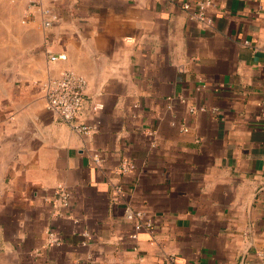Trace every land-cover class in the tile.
Here are the masks:
<instances>
[{
  "label": "crops",
  "instance_id": "crops-1",
  "mask_svg": "<svg viewBox=\"0 0 264 264\" xmlns=\"http://www.w3.org/2000/svg\"><path fill=\"white\" fill-rule=\"evenodd\" d=\"M42 1L46 31L0 0V264H264V0ZM65 69L86 134L46 107Z\"/></svg>",
  "mask_w": 264,
  "mask_h": 264
},
{
  "label": "built area",
  "instance_id": "built-area-1",
  "mask_svg": "<svg viewBox=\"0 0 264 264\" xmlns=\"http://www.w3.org/2000/svg\"><path fill=\"white\" fill-rule=\"evenodd\" d=\"M212 5L211 0H198L194 3L185 2L182 7L189 12L191 19L202 21L206 24L210 20L206 16L207 9ZM37 16L39 26L43 31L50 29L58 20L59 15L51 7L45 5L42 0H26L25 14L22 22ZM51 60L65 59V54H51L47 51ZM47 109L58 115L60 119L69 125L71 129L79 133H88L95 129L94 125H87L80 121L83 97L87 88V80L80 73L65 69L53 78L42 82ZM93 109H98V104H93ZM192 110V109H191ZM128 164L123 163L121 169L126 171ZM70 191L61 183H58L54 189L53 205L65 207L69 204ZM127 218L134 221L132 239H137V234L142 229L153 231L152 219L144 218L140 211H128ZM47 242L50 244L58 243L59 235L56 230H47ZM83 235H86L83 233ZM264 259V253H260Z\"/></svg>",
  "mask_w": 264,
  "mask_h": 264
},
{
  "label": "rangeland",
  "instance_id": "rangeland-1",
  "mask_svg": "<svg viewBox=\"0 0 264 264\" xmlns=\"http://www.w3.org/2000/svg\"><path fill=\"white\" fill-rule=\"evenodd\" d=\"M21 23H22V21H21ZM37 23H38V21H37ZM37 27L39 29H41L40 26L37 25ZM0 36H4V33H0ZM22 57H23V54H20V53H17L16 55L15 54L9 55V57L6 60V64L0 66V78L2 76H6L7 74H10L12 72L11 67L15 63L20 62L22 60Z\"/></svg>",
  "mask_w": 264,
  "mask_h": 264
},
{
  "label": "water",
  "instance_id": "water-1",
  "mask_svg": "<svg viewBox=\"0 0 264 264\" xmlns=\"http://www.w3.org/2000/svg\"><path fill=\"white\" fill-rule=\"evenodd\" d=\"M243 261L240 262V264H242Z\"/></svg>",
  "mask_w": 264,
  "mask_h": 264
}]
</instances>
